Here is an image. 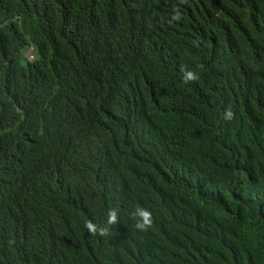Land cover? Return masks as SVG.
I'll list each match as a JSON object with an SVG mask.
<instances>
[{"label":"trees","instance_id":"trees-1","mask_svg":"<svg viewBox=\"0 0 264 264\" xmlns=\"http://www.w3.org/2000/svg\"><path fill=\"white\" fill-rule=\"evenodd\" d=\"M0 264H264V0H0Z\"/></svg>","mask_w":264,"mask_h":264},{"label":"clouds","instance_id":"clouds-1","mask_svg":"<svg viewBox=\"0 0 264 264\" xmlns=\"http://www.w3.org/2000/svg\"><path fill=\"white\" fill-rule=\"evenodd\" d=\"M183 2V0H181ZM182 19V14L180 10L174 9L173 15L171 16L169 23L173 21H179ZM198 79L197 73L191 70H186L183 73V80L185 83L195 81ZM234 118V113L231 109H227L224 112V119L231 120ZM130 216L134 219V227L140 232H147L148 229L152 227L153 224V214L152 212L144 207H136L134 211L130 213ZM119 222V210L115 207L109 208L106 217V226L94 223L92 220H88L84 227L87 231L95 236L104 237L109 235L110 226L116 225Z\"/></svg>","mask_w":264,"mask_h":264},{"label":"rangeland","instance_id":"rangeland-1","mask_svg":"<svg viewBox=\"0 0 264 264\" xmlns=\"http://www.w3.org/2000/svg\"><path fill=\"white\" fill-rule=\"evenodd\" d=\"M31 52H32L31 48H30V47H27V48L23 51L22 55H23L25 58H27L28 60H30V59L32 58Z\"/></svg>","mask_w":264,"mask_h":264}]
</instances>
